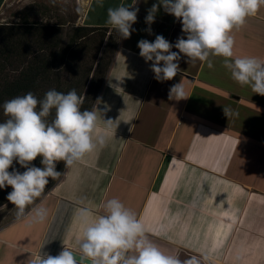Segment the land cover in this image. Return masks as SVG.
Here are the masks:
<instances>
[{
  "label": "crops",
  "instance_id": "1",
  "mask_svg": "<svg viewBox=\"0 0 264 264\" xmlns=\"http://www.w3.org/2000/svg\"><path fill=\"white\" fill-rule=\"evenodd\" d=\"M7 1L0 0V15ZM86 1L79 21L88 27L114 28L108 8H139L135 31L119 37L92 107L106 143L0 228V264L78 251L79 213L106 214L113 198L135 214L151 243L181 261L264 264V96L236 82L225 64L243 57L264 63V6L232 32V58L210 56L209 67L181 54L178 74L161 82L137 44L156 35L172 44L186 39L181 22L161 5L148 25V9L159 0H103V7ZM177 83L185 99H169ZM38 209L46 210L42 220Z\"/></svg>",
  "mask_w": 264,
  "mask_h": 264
},
{
  "label": "clouds",
  "instance_id": "2",
  "mask_svg": "<svg viewBox=\"0 0 264 264\" xmlns=\"http://www.w3.org/2000/svg\"><path fill=\"white\" fill-rule=\"evenodd\" d=\"M103 7V0H96ZM182 24L181 36L175 44L162 35L154 41L141 39L137 47L157 81L172 80L180 71L181 54L188 61H208L210 56L233 57L234 37L250 16H255L264 0H159L154 3L145 21L151 25L160 6ZM139 8L120 5L108 8L107 23L114 27L121 38H130L133 24L137 22ZM146 31L151 34V28ZM172 48L178 49L172 51ZM161 62L162 65H161ZM232 78L241 85H250L252 91L264 96V63L254 57L225 59ZM185 99L181 83L169 90V99ZM82 99L75 89L67 93L48 90L42 99L32 92L12 98L2 105L7 117L0 122V189L10 186L6 199L14 205L17 219L25 215L26 208L41 197L49 178L57 180L62 174L56 170L59 161L71 167L103 147L107 129L98 128L97 109L81 110ZM55 109L52 120L47 118ZM111 120L105 122L110 126ZM41 157L43 167L31 164ZM17 162L26 169L22 173L13 168ZM105 213L94 217L89 209L79 213L81 235L77 239L79 260L73 251L65 247L57 256H39L31 264H196L195 260L181 261L162 252L151 243L143 224L131 210L118 199H110L104 205ZM46 210L38 209L36 217L44 219Z\"/></svg>",
  "mask_w": 264,
  "mask_h": 264
},
{
  "label": "trees",
  "instance_id": "3",
  "mask_svg": "<svg viewBox=\"0 0 264 264\" xmlns=\"http://www.w3.org/2000/svg\"><path fill=\"white\" fill-rule=\"evenodd\" d=\"M41 14L37 19L23 12L18 22L0 23V122L7 119L4 102L29 91L42 99L50 89L62 93L75 89L82 99L81 110H92L111 65L120 37L111 33L114 28L74 25L63 34L64 23H51ZM54 116L55 109L47 119ZM31 164L43 167L39 156ZM13 168L21 173L26 170L15 161L9 171ZM56 170L62 175L57 180L49 178L47 190L62 178L65 163L57 162ZM10 191V186L0 189V206L8 201Z\"/></svg>",
  "mask_w": 264,
  "mask_h": 264
},
{
  "label": "rangeland",
  "instance_id": "4",
  "mask_svg": "<svg viewBox=\"0 0 264 264\" xmlns=\"http://www.w3.org/2000/svg\"><path fill=\"white\" fill-rule=\"evenodd\" d=\"M86 2V0H8L0 15V23L8 24L18 22L23 12L28 15L35 14L34 17H31L38 19L41 18V13L44 12L46 16H43V19H49V22L51 23H64L62 28L64 34L67 33L70 27H73L74 25L83 26L79 19ZM111 33L114 37L120 36L117 31H113ZM102 49L103 46L100 48L98 56L100 55ZM110 55L111 46L106 51V59L110 57ZM46 190L47 186L45 188V191ZM48 191L49 188L47 192ZM41 197L37 198L33 204L26 208V210L31 208ZM14 207L15 206L9 201L4 202L0 206V228L16 218Z\"/></svg>",
  "mask_w": 264,
  "mask_h": 264
},
{
  "label": "water",
  "instance_id": "5",
  "mask_svg": "<svg viewBox=\"0 0 264 264\" xmlns=\"http://www.w3.org/2000/svg\"><path fill=\"white\" fill-rule=\"evenodd\" d=\"M73 254H74V257H75L77 260H79V255H78V253H75V252L73 251Z\"/></svg>",
  "mask_w": 264,
  "mask_h": 264
}]
</instances>
